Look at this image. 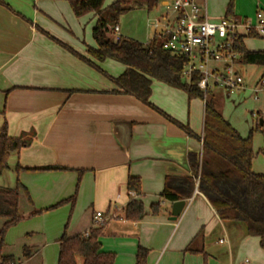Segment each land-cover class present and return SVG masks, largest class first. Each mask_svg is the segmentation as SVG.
I'll list each match as a JSON object with an SVG mask.
<instances>
[{"label": "crops", "instance_id": "1", "mask_svg": "<svg viewBox=\"0 0 264 264\" xmlns=\"http://www.w3.org/2000/svg\"><path fill=\"white\" fill-rule=\"evenodd\" d=\"M230 1L231 17L254 20L257 11L264 12V0H200L213 21L226 16ZM92 15L84 24L65 1L0 2V128L6 123L11 138L33 134L30 146L11 155L8 164L70 169L15 172L32 201L30 205L21 195V215L74 197L73 204L67 201L43 212L45 216L59 212L69 220L67 232H47L43 242L59 248L63 234L70 238L101 226V250L115 255L114 264H135L139 246L148 250L146 264H264L259 238L247 236L240 222L221 220L203 194L191 192L190 163L194 158L200 161L202 153L203 101L151 81L150 103L186 126L196 139L122 94L110 79L73 53L94 62L87 54V47H95L93 37L81 40L88 24L95 23ZM123 33L119 28V35L127 38ZM245 39L253 38H244L247 49ZM98 65L110 78L125 71L112 60ZM243 79L245 89L233 95L216 90L211 99L221 116L246 137L234 124L233 109L249 101L261 102L256 112L261 123L254 126L264 132V92H253L260 79L251 83ZM252 149V172L264 176V163L257 159L262 148L252 142ZM129 177L140 180V194L127 190ZM167 187L180 195L179 200L186 199L176 220L171 219L173 201L162 196ZM132 200L143 205L145 215L139 221L124 218L123 209ZM152 205L159 207L156 214L150 210ZM96 213L101 217L96 218ZM23 248L30 250L28 258L22 256L24 262L39 259L37 245L31 242Z\"/></svg>", "mask_w": 264, "mask_h": 264}, {"label": "trees", "instance_id": "2", "mask_svg": "<svg viewBox=\"0 0 264 264\" xmlns=\"http://www.w3.org/2000/svg\"><path fill=\"white\" fill-rule=\"evenodd\" d=\"M53 1L67 2L76 18H82L89 13L95 16L92 28L95 47H87V54L94 62L66 47L68 50L110 79L122 94L134 97L189 135L199 139L186 126L171 119L149 101L152 80L185 91L189 98L202 100V93L196 87V81L187 83L182 78L186 59L163 50V37L155 33L146 44L122 37L119 40L115 39L113 27L118 25L121 15L134 7H145L150 12L159 0H115L105 8H103L105 0ZM232 6L233 3L230 1L226 16L232 14ZM245 38H256V36L250 33ZM243 41L244 37H240L236 45L240 56L239 64L261 67L262 78H264V51H249ZM105 60H112L123 65L125 71L117 78H110L98 65ZM255 131L263 132L260 127H257L246 137H241L215 109L209 94L204 109L201 159L200 161L197 158L191 160L192 177L188 180L192 192L194 178L199 176L198 190L207 198L219 218L223 221L242 223L246 235L259 238V246L264 251V176L254 174L251 169L255 155L252 149V136ZM32 136L31 133L20 138H11L8 136L6 123L2 125L0 128V175L9 168L8 160L11 155L18 154L21 149L30 146ZM261 153L264 154V149ZM45 170L70 169L58 166L22 168L20 165H16L14 169L16 173ZM126 187L128 191L136 195L140 194L138 178L129 177ZM21 195H24L28 203L32 205L27 189L18 179L13 187H0V219L3 220L0 228V264H17L13 256L2 254L1 248L5 232L24 219L19 207ZM162 196L173 202L180 199V195L173 193L168 187L164 189ZM67 201L73 204L74 197ZM67 201H62L45 210H33L29 216L55 209ZM158 209V205H152L150 208L153 214H156ZM123 213L124 218L129 221H139L145 215L142 203L137 200L130 201L123 209ZM102 231V227L99 226L90 230L87 235L67 238L63 234L59 239L57 264H114L115 255L101 250L99 238ZM147 254L148 250L139 246L135 264H146ZM22 255L28 258L30 250L23 248Z\"/></svg>", "mask_w": 264, "mask_h": 264}, {"label": "built area", "instance_id": "3", "mask_svg": "<svg viewBox=\"0 0 264 264\" xmlns=\"http://www.w3.org/2000/svg\"><path fill=\"white\" fill-rule=\"evenodd\" d=\"M162 4L170 9V15L162 17L166 24L154 33L163 37V50L186 59L182 78L187 83L196 81L203 103L216 90L233 95L245 89L236 45L250 33L264 40V12L257 11L254 20L224 16L213 21L200 0H165ZM158 25L157 21L155 28ZM113 31L119 40V26ZM259 91L264 92V78L253 88L254 93ZM198 185L199 176L194 178L195 193H199ZM100 217L101 213H96V218ZM99 221L103 223V219Z\"/></svg>", "mask_w": 264, "mask_h": 264}, {"label": "rangeland", "instance_id": "4", "mask_svg": "<svg viewBox=\"0 0 264 264\" xmlns=\"http://www.w3.org/2000/svg\"><path fill=\"white\" fill-rule=\"evenodd\" d=\"M114 0H105L103 6L106 7L110 5ZM165 0H159L156 7H154L150 12L147 11L145 7H134L128 12L124 13L119 17L118 26L124 32V36L127 38H132L135 41L146 43L151 39L154 32H160L165 26V21L162 20L166 14L170 15V9L164 7L162 4ZM93 15L89 13L82 17L85 21L84 24L92 20ZM159 22L157 28H155L156 22ZM94 23V20L93 22ZM92 23L88 24L85 31V35L81 34V40H86L88 37L92 38L90 27ZM86 27V25H85ZM247 50L249 51H264V41L261 39H245ZM239 71L245 80L249 83L254 80L257 81L263 74L261 67L256 65H241ZM261 103V102H260ZM260 103L254 104V102H247L244 105L233 109L232 116L234 119V124L236 125L239 133L248 135L249 130L253 127L256 122L259 124L260 119L257 118L256 112L259 110ZM232 111V110H231ZM253 111V114L250 112ZM261 120L264 121V116L261 115ZM254 126V130H255ZM264 129V127H262ZM253 145L256 148L264 149V132L255 131L252 136ZM259 151L258 161L264 163V159L261 151ZM9 168L0 175V187L10 188L13 187L16 181V173L14 171L11 162H9ZM21 210H25L21 208ZM25 212V211H24ZM59 212H54L51 215H44L40 213L39 215L29 216L24 215V219L17 225L10 227L4 234L2 238V248L1 253L4 255L13 256L16 263L20 261V264H57L59 248L54 243H44L43 237L47 232L49 234H55L57 231L65 232L66 228L69 226L68 218H63ZM3 220L0 219V228L2 226ZM66 227V228H65ZM67 232V231H66ZM29 234V236H27ZM46 238V237H45ZM37 245L39 247V259L26 263L22 258V249L24 245H29V243ZM244 262V257L242 261ZM249 262V259H248Z\"/></svg>", "mask_w": 264, "mask_h": 264}, {"label": "water", "instance_id": "5", "mask_svg": "<svg viewBox=\"0 0 264 264\" xmlns=\"http://www.w3.org/2000/svg\"><path fill=\"white\" fill-rule=\"evenodd\" d=\"M261 123V122H260ZM186 206V199L178 200L172 203L171 219L176 220Z\"/></svg>", "mask_w": 264, "mask_h": 264}]
</instances>
